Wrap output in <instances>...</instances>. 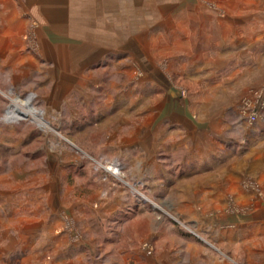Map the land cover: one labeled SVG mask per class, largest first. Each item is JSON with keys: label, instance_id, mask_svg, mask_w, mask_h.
<instances>
[{"label": "rangeland", "instance_id": "1", "mask_svg": "<svg viewBox=\"0 0 264 264\" xmlns=\"http://www.w3.org/2000/svg\"><path fill=\"white\" fill-rule=\"evenodd\" d=\"M57 1L70 10L56 20L85 41L48 53L22 39L14 62L0 52V264H156L162 250L187 257L184 240L209 236L201 224L264 221V0H132L114 28L109 14L127 8L115 0ZM42 17L37 33L56 35ZM92 34L102 52L78 66L69 49ZM28 98L35 115L8 119ZM225 140L239 147L229 163H188ZM227 169L244 199L212 206L204 189ZM233 232L244 240L227 260L264 264L252 253L264 239Z\"/></svg>", "mask_w": 264, "mask_h": 264}, {"label": "crops", "instance_id": "2", "mask_svg": "<svg viewBox=\"0 0 264 264\" xmlns=\"http://www.w3.org/2000/svg\"><path fill=\"white\" fill-rule=\"evenodd\" d=\"M150 1L155 5L170 6L174 3L181 4L186 0H140V2L143 3L141 6L149 4ZM84 2L85 0H81V2H78V4L84 5ZM93 3L96 5L97 3L100 4L101 0H94ZM121 4L127 7L125 9L124 17H121V15L118 16V14L115 13V8H113L114 12H111L109 14V18H111L112 22H114L112 26L113 28L115 27L117 21L131 20L133 6L132 0H123V2L122 0L120 2H117V0H115L114 5ZM58 5L61 6L60 15H64L65 13V16H67V13L70 9L68 10V8H63L67 5V1L58 2L57 0H0V52L4 55L3 58L5 59L7 56H11V60L12 62H14L16 58L20 56L22 39L24 40L28 38L29 40L31 39V41H33L37 38H40L43 40L42 44L47 48L46 51L48 53H51L53 52L52 50H57L54 48V43L62 44L63 41H65V37L74 35L70 34L71 28H73V25L69 23L70 21L62 20V23L60 24V22L56 20L57 15L54 14L58 13ZM81 11H84V9L82 8ZM39 14L43 16V21L46 22L51 31L55 32L56 35L52 36V34H45L43 30L41 31V33H37L35 22L37 21ZM84 28L85 27H83V29ZM92 28L94 29L98 27L92 26ZM74 36L85 41L87 33H77V35ZM57 37L60 38L57 39ZM91 38H93L92 44H89V42H83L80 47L69 49L71 52L76 54V56L72 57V60L76 62L75 64H77L78 66L85 67L86 65L91 63L89 62V60L93 58V55L102 52L100 43L96 44L95 42V39L99 40L101 36L98 34H92ZM59 39L60 41L56 42ZM127 47L128 46H124L122 51L117 52L119 54H126L128 52L126 50ZM114 50L116 51V49ZM100 113L101 112H96L92 114L91 118L94 117L93 121H99V116H102V114ZM88 121L89 120L87 119V122ZM190 130L192 131L193 128H190ZM202 138H207V136L202 135L200 140ZM221 144L224 148H221L219 153L214 149H210L209 151H207L205 150V147L199 145L198 149L196 150L199 151V159L196 158V161L194 159H190L188 163L194 164L193 166H199L200 169L198 170H203L201 168H204V172L208 171L209 167H212L216 163H221V165L224 163H229V158L234 154H238L239 147L230 150V148L228 147V140H225ZM232 174L233 173H229V170L227 169L226 172H222L219 175L210 176L211 180L207 183V185L210 184V186H206L204 191L211 199L212 206L217 205L218 203H220L221 205L227 203V198L228 196H230V192H236L238 197L237 199H244L242 187L237 183L238 180L235 179ZM223 208L220 209L221 212L224 211L225 208ZM215 210L217 209L215 208ZM210 211L213 212L214 209H211ZM203 225H206V233H209V236L210 232L211 234H213V232L211 231L213 230L217 231V233L220 232L219 234L221 235V237H219L218 239H214L209 238L208 236V238L205 239L184 240V242H188L187 244H184L188 246L186 250L188 253L187 257H184V259H182L180 258V256H176V254H174V251L162 250L156 255V264H235L233 262L230 263L229 260H227L228 257L230 258L229 252L231 249L228 250L226 245L239 243L244 239H240L239 236L236 237L233 230L249 231L250 229H252V233L254 234L253 238L255 240L259 241V239H264V221L260 220L231 225L229 223H219L216 226L215 224H201L200 226L202 227ZM229 230H231V233H228ZM240 234H244V232ZM228 235L230 236L229 238H227ZM211 242L218 247V249H215V251L217 252H214V250L211 248ZM170 252H172L173 254H170ZM252 253L253 255L260 253V256H263L264 260V247L255 248ZM146 264L153 263L151 262V260H147ZM250 264H254L253 261Z\"/></svg>", "mask_w": 264, "mask_h": 264}, {"label": "bare ground", "instance_id": "3", "mask_svg": "<svg viewBox=\"0 0 264 264\" xmlns=\"http://www.w3.org/2000/svg\"><path fill=\"white\" fill-rule=\"evenodd\" d=\"M25 104H26V107L28 108V111L22 113L20 106L18 105V102H15V105L11 108V110L8 113V119L19 120V119H24L25 117L29 116L30 114L35 115L36 111L30 107L31 98H28L25 101Z\"/></svg>", "mask_w": 264, "mask_h": 264}, {"label": "built area", "instance_id": "4", "mask_svg": "<svg viewBox=\"0 0 264 264\" xmlns=\"http://www.w3.org/2000/svg\"><path fill=\"white\" fill-rule=\"evenodd\" d=\"M251 120L252 121H256L257 120V116L254 115ZM144 250L147 251L149 254H152L151 253L153 251L152 245L151 244H145Z\"/></svg>", "mask_w": 264, "mask_h": 264}]
</instances>
